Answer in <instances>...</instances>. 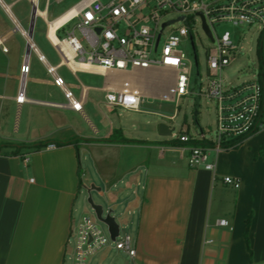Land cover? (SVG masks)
Returning <instances> with one entry per match:
<instances>
[{
	"label": "crops",
	"instance_id": "obj_1",
	"mask_svg": "<svg viewBox=\"0 0 264 264\" xmlns=\"http://www.w3.org/2000/svg\"><path fill=\"white\" fill-rule=\"evenodd\" d=\"M52 1L62 6L68 0H45L44 8L40 0H0V264H68L82 159L108 185L136 186L127 203L138 216L136 255L109 246L89 264H263L264 128L236 147L212 151L214 171L191 167L189 144L174 138L169 125L163 135L155 128L160 121L141 115L149 100L169 92L176 73L161 88L160 74L173 71L70 67L48 35ZM66 32L58 27L56 36ZM25 61L30 72L24 76ZM116 73L142 79L125 87L141 93V108L110 105L129 114L100 117L84 78ZM114 86L103 88L114 92ZM228 175L240 186L225 182ZM122 202L116 193L106 211ZM223 218L230 226L218 224Z\"/></svg>",
	"mask_w": 264,
	"mask_h": 264
},
{
	"label": "built area",
	"instance_id": "obj_2",
	"mask_svg": "<svg viewBox=\"0 0 264 264\" xmlns=\"http://www.w3.org/2000/svg\"><path fill=\"white\" fill-rule=\"evenodd\" d=\"M72 9L74 13L59 27L64 28L77 20L75 26L67 30L65 37H57L58 45L52 41L64 63L72 68L85 64L108 70L162 68L173 71L175 83L163 98L171 97L176 101L191 93L194 65L200 75L194 32L198 25L202 28L211 40L206 50L209 77L206 96L217 104V134L212 140L205 137V131L197 137L187 132L178 136L181 142L189 144L187 160L191 167L202 166L214 171L216 161L210 160L212 151L219 153L236 147L264 128V82L259 66L252 79L240 83L228 81L222 75L223 70L238 59L243 49L242 41L247 36L240 37L229 29L222 33L218 31L221 23L237 28L257 25L263 31L264 0H81ZM172 11H176L177 17L164 19ZM204 21L211 35L206 31ZM185 40L191 41L192 57L180 48ZM3 49L8 50L5 46ZM21 71L24 76L30 72L27 61ZM55 82L64 87L61 77H56ZM66 95L74 107L81 108L67 89ZM17 99L24 101L22 91ZM106 100L111 106L130 110H140L142 103L139 91L127 89L118 93L109 91ZM203 139L212 144L193 143ZM224 180L235 187L240 186V180L230 175ZM99 222L96 216H84L72 229L68 242L74 235L73 264H89L92 255L109 246L132 258L136 255V239L123 232L121 224L119 234L113 239L108 226L105 224L106 233ZM218 224L230 226L226 218L219 219Z\"/></svg>",
	"mask_w": 264,
	"mask_h": 264
},
{
	"label": "rangeland",
	"instance_id": "obj_3",
	"mask_svg": "<svg viewBox=\"0 0 264 264\" xmlns=\"http://www.w3.org/2000/svg\"><path fill=\"white\" fill-rule=\"evenodd\" d=\"M41 8H44L45 0H40ZM77 0H68L64 5L52 1L50 7V21L54 19L60 12L66 10L71 5H73ZM63 6H66L63 8ZM177 17L176 11L170 12L164 19H170ZM77 20L70 22L65 30L72 29ZM177 23V25H180ZM231 30L240 37L244 35L247 39L242 41V52L238 56V59L227 66L223 70V77L233 83H240L247 79H252L256 74L259 66L258 58V47L261 35L264 39V30L257 25L245 26L243 28L234 27L231 24L221 23L218 26V31L222 33L225 30ZM77 34L79 32L77 31ZM194 39L196 42L198 57L200 62V75L197 73L196 66L194 65L191 72V93L185 97L180 98L178 101L175 99L168 98H157L151 99L146 105L143 106L144 112L141 115L146 118H152L158 120L161 123H166L173 130L174 138H177L182 132H187L188 134L197 137L202 131H205L209 139H215L217 134V104L214 100H211L206 96L207 86L209 84L208 68H207V55L206 50L210 46L211 40L207 37L202 28L198 25V30L194 32ZM181 49H183L189 57L193 56V48L190 40L182 41ZM130 71V70H128ZM164 71V70H163ZM161 72V71H160ZM162 73V72H161ZM175 73L163 72L160 74L161 88L167 85L169 80H172ZM84 81L92 86L90 91V104L94 107L97 114L100 117H112L117 119L119 114L126 117L129 112L123 110L122 108L114 110L110 105H108L106 100V94L108 93L103 87L110 83L115 85V93H118L125 89L127 86L141 85L144 82L142 79L134 78L129 74H111L108 77L102 75H86ZM146 84V82H145ZM150 89H154L152 84L146 85ZM168 92V90L166 91ZM88 112V111H87ZM174 116V118H172ZM159 127V124H155V128ZM82 186L80 189L79 196L75 205L74 220L75 225L82 220L84 216L95 217V212L88 201L89 192L88 188L92 185L96 187H101L99 191L97 189H92L91 195L95 203L102 204L105 208V213L107 208H109V202L111 197L115 194L120 195V199L124 202L117 207L114 211V215L117 221L122 225L123 232H128L136 239V227L135 222L137 215L129 214L127 203L136 196L133 190L136 186L128 187L125 183H119L117 187L113 185H108L105 180L95 172L93 167L86 159H82ZM141 191L139 190V193ZM138 217V216H137ZM100 226L108 233L107 226L102 222H99ZM75 236L72 235L70 240L71 251L68 254V264H73V248ZM117 251V250H116ZM118 253L124 255V251L118 250Z\"/></svg>",
	"mask_w": 264,
	"mask_h": 264
},
{
	"label": "water",
	"instance_id": "obj_4",
	"mask_svg": "<svg viewBox=\"0 0 264 264\" xmlns=\"http://www.w3.org/2000/svg\"><path fill=\"white\" fill-rule=\"evenodd\" d=\"M34 15H35V13H34ZM204 27H205L206 31L208 32V34L211 35L210 29L208 28L205 21H204ZM166 127H167L166 123H160L159 128L161 130V133H162V129L166 128ZM162 134L168 135L166 133H162ZM169 134H171V133H169ZM92 189L101 190V187H96L95 185H92L90 188H88V192H89L88 201H89L90 205L92 206V208L94 209L96 217L101 222H103L104 224H106L108 226V229L111 233L112 238L115 239L116 236L119 234L120 223L117 221L116 216L113 214L114 213L113 209H109L105 213L103 205L95 203V201L91 195Z\"/></svg>",
	"mask_w": 264,
	"mask_h": 264
},
{
	"label": "bare ground",
	"instance_id": "obj_5",
	"mask_svg": "<svg viewBox=\"0 0 264 264\" xmlns=\"http://www.w3.org/2000/svg\"><path fill=\"white\" fill-rule=\"evenodd\" d=\"M74 13V9L70 8L67 12H65L63 15H60L56 19L49 22V28H48V35L50 39L58 45V38L56 36V30L57 28L66 21L72 14ZM45 15V14H44ZM83 69H89L91 66L89 65H80ZM91 69V68H90ZM102 71V70H101Z\"/></svg>",
	"mask_w": 264,
	"mask_h": 264
},
{
	"label": "trees",
	"instance_id": "obj_6",
	"mask_svg": "<svg viewBox=\"0 0 264 264\" xmlns=\"http://www.w3.org/2000/svg\"><path fill=\"white\" fill-rule=\"evenodd\" d=\"M263 35L260 37L258 47V58H259V71L262 81L264 82V58H263ZM194 144H201L202 141H194Z\"/></svg>",
	"mask_w": 264,
	"mask_h": 264
}]
</instances>
